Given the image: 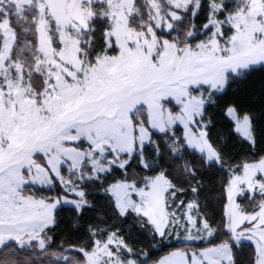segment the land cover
Listing matches in <instances>:
<instances>
[{
  "label": "snow or ice",
  "instance_id": "1",
  "mask_svg": "<svg viewBox=\"0 0 264 264\" xmlns=\"http://www.w3.org/2000/svg\"><path fill=\"white\" fill-rule=\"evenodd\" d=\"M0 264H264V0H0Z\"/></svg>",
  "mask_w": 264,
  "mask_h": 264
},
{
  "label": "trees",
  "instance_id": "2",
  "mask_svg": "<svg viewBox=\"0 0 264 264\" xmlns=\"http://www.w3.org/2000/svg\"><path fill=\"white\" fill-rule=\"evenodd\" d=\"M166 251V250H165ZM154 253L155 255L158 257V256H161L164 254V251H159V250H154Z\"/></svg>",
  "mask_w": 264,
  "mask_h": 264
}]
</instances>
